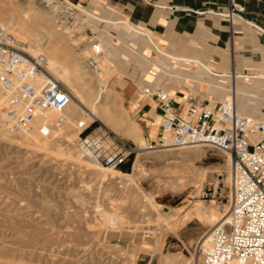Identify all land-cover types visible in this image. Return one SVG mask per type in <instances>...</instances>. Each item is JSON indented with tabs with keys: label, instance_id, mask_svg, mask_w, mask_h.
Returning a JSON list of instances; mask_svg holds the SVG:
<instances>
[{
	"label": "rangeland",
	"instance_id": "374dc122",
	"mask_svg": "<svg viewBox=\"0 0 264 264\" xmlns=\"http://www.w3.org/2000/svg\"><path fill=\"white\" fill-rule=\"evenodd\" d=\"M39 1L0 0V15L12 21L25 5L50 14L56 23L52 29L66 40L46 44L45 51L54 56L57 69H47L44 62V70L69 89L71 100L86 121L81 130L70 131L64 139L35 135L33 138L40 141L36 144L26 135L17 137L8 132L7 137H0V246L4 248L0 264H163V259H168L164 264H192L197 240L211 227L196 209L220 215L229 207L227 154L209 145L140 149L127 171H104L82 158L76 140L93 130L132 140L104 125L56 75L60 74L59 54L68 53L69 60H80V66L86 68L88 38L80 31V16L69 13L71 8L63 11L61 3L54 1L46 11L37 5ZM18 40L25 49L27 44L22 38ZM103 58L99 67L104 73ZM116 73L119 75L120 70L99 75L96 85ZM237 84L248 91L247 95L238 94L241 101L237 109L264 119V78H245ZM116 106L119 109L114 113L125 109L122 101ZM132 142L138 146L143 143ZM114 171L123 174L122 178ZM156 210L173 211V224L158 219ZM28 233L39 242L29 256L27 248L22 250ZM41 236L43 240L38 241Z\"/></svg>",
	"mask_w": 264,
	"mask_h": 264
},
{
	"label": "crops",
	"instance_id": "0c3cea01",
	"mask_svg": "<svg viewBox=\"0 0 264 264\" xmlns=\"http://www.w3.org/2000/svg\"><path fill=\"white\" fill-rule=\"evenodd\" d=\"M67 1L77 7L85 36L103 45L100 72L120 70L104 82L143 142L159 136L161 109L141 86L164 88L181 116L189 102L215 109L232 88L243 114L238 94L248 91L237 80L264 78V0H232L242 7L233 15L230 0Z\"/></svg>",
	"mask_w": 264,
	"mask_h": 264
},
{
	"label": "built area",
	"instance_id": "2783aa9c",
	"mask_svg": "<svg viewBox=\"0 0 264 264\" xmlns=\"http://www.w3.org/2000/svg\"><path fill=\"white\" fill-rule=\"evenodd\" d=\"M54 1L61 3L63 11L71 8L70 14H78L77 7L67 0H49L48 4ZM240 11L242 7L230 0L229 14ZM87 42L84 63L96 73L103 45L94 36ZM0 90L6 95L3 126L17 137L34 130L49 135L53 125L63 123L62 112L72 97L62 82L44 70L43 58L28 53L1 25ZM140 90L161 109L159 136L140 147L93 130L78 136L75 145L79 154L94 165L117 169L140 149L209 145L225 152L230 159L229 207L226 216L197 240V264H264V119L238 113L232 88L213 110L189 102L185 116L175 112L164 88L144 85ZM44 111L56 112L54 120L44 119Z\"/></svg>",
	"mask_w": 264,
	"mask_h": 264
},
{
	"label": "bare ground",
	"instance_id": "6f19581e",
	"mask_svg": "<svg viewBox=\"0 0 264 264\" xmlns=\"http://www.w3.org/2000/svg\"><path fill=\"white\" fill-rule=\"evenodd\" d=\"M37 5L41 9L46 10L48 8V1L47 0H40L37 3ZM0 25L3 26L7 31L10 27L11 28L10 31L13 34V36L16 37V39H17V37L22 38L23 43L27 44L25 49L28 52L32 53L33 55H40L43 58L44 62L46 63L47 69H50L53 71H55V69H57L55 67L54 60H53L54 56L48 54L45 51L46 44H48L50 42L60 44V43H62V41H65L66 38L62 37V34H60L57 31V29H52L56 26V23L53 22L52 18L50 17V14H49V16H47V15H45L44 12L39 13L37 10L33 9L30 5H25L24 8L22 9V11L19 14L14 16L12 21H9L4 16L0 15ZM15 27L16 28L18 27V28L16 29ZM17 30L19 32H17ZM61 50H59V51H61ZM65 51H62V52H65ZM67 54L66 55L65 54L64 55L59 54L57 56V58L59 60L58 68L60 69V72H58V73H60V74H56V73L55 74L59 75V79H61L64 83H66L70 88L73 89L78 100L80 102L86 104L87 106H89V109L91 110L92 114L96 118L99 117L104 125H106L108 128H110L113 131L115 130L116 132H118L123 137H127V138L129 137V138L133 139V141H135V142L142 143L143 142L142 139L139 138L138 135H134V130H133L134 127L133 126H132L133 128L131 127V123L126 116L125 111L123 109H121L119 112L114 113V112H116V109H119V108H116L117 107L116 105L118 103L117 102L118 101L117 96L112 91H109L108 89H106V83L104 82V80H98L97 85H96L95 79L97 80V77L99 75H101V74L103 75V73L100 72V69L98 72L94 73V72L89 71L87 68H82L80 66V60L74 59L75 61L74 60L71 61V60H69V56ZM101 84H102V86H101ZM5 102H6V95L3 91L0 90V137H3V138L7 137L8 136L7 133L9 132L3 126V120L5 118V112H4ZM64 110H66L67 113H63ZM64 110L62 112V114L64 116L63 123L60 125H57V126L53 125L49 131V134L50 135L52 134V136H54L55 138H61V139L63 138L64 139L68 136L70 131H72L74 129H78V128H80L79 130H81V127L85 124V121H86L84 119L83 115L80 113V110L75 106V104L72 100H70L69 104L66 106V108ZM56 114L57 113L54 111L42 112V116L47 121H53ZM115 114H118V115H115ZM61 126H64V127L61 128ZM85 127H83V128H85ZM83 128H82V130H83ZM11 135H13V134H11ZM35 135L42 136L39 133H37L35 130L26 134V136L28 138H31L30 140L33 139V141H35L34 143H36V144L40 143L39 139L38 140L34 139ZM145 143L146 142H143L142 145L141 146L139 145V146L143 147ZM45 144H47V141L45 143L40 144V145H45ZM82 158H84V157H82ZM227 160H228L229 169H230L229 157L227 158ZM96 166H99V165H96ZM133 166H137L136 161H133ZM99 167L101 168L102 166H99ZM102 168H104V171H105V169L109 170V168H105V167H102ZM112 170H115V169H112ZM114 172H116L118 174V178L123 176V174H120L117 171H114ZM111 175H113V174H111ZM130 178H131V176H130ZM196 210L200 212V216L204 220H206L208 223H210L211 226L218 223L227 214V211L220 214V215H216V213L213 210H207V211H204V210L201 211L200 209H196ZM155 215L158 219H160L161 221H164L166 224H173V221H172V216L174 215L173 211H170L168 213H161V212L156 210ZM18 232L23 233L22 230H19ZM148 232H150V231H148ZM38 233H40V232H38ZM26 236H27V234H26ZM42 237L43 236L38 237L36 239L38 241H40ZM42 240H43V238H42ZM32 241H33V238L28 233V237L24 238V245L22 244V246H23L22 250L23 249L25 250V248L28 249V251L25 252L28 256L33 253V250H32L34 248L33 246L34 245L36 246V243L37 244L39 243V242H34V241L32 242ZM10 245H11V243H10ZM41 246L42 245H40V247ZM34 250H35V248H34ZM3 251H4V248L0 246V255L4 254ZM39 257H41V256H39ZM167 260L168 259H163L162 263L164 264L165 262H167ZM198 260H199V258L197 257V255H194L192 264H197ZM24 261L22 260V262H24Z\"/></svg>",
	"mask_w": 264,
	"mask_h": 264
},
{
	"label": "trees",
	"instance_id": "16d2710c",
	"mask_svg": "<svg viewBox=\"0 0 264 264\" xmlns=\"http://www.w3.org/2000/svg\"><path fill=\"white\" fill-rule=\"evenodd\" d=\"M86 131V130H85ZM85 131L83 132V133H85ZM82 133V134H83ZM131 156L128 158V160H127V162L126 163H124V164H122V165H120L119 167H118V169H120V170H122V171H127L128 170V167H129V164H130V162H131Z\"/></svg>",
	"mask_w": 264,
	"mask_h": 264
},
{
	"label": "water",
	"instance_id": "95a60500",
	"mask_svg": "<svg viewBox=\"0 0 264 264\" xmlns=\"http://www.w3.org/2000/svg\"><path fill=\"white\" fill-rule=\"evenodd\" d=\"M227 15H229V14H227ZM261 31L264 33V30L263 29H261Z\"/></svg>",
	"mask_w": 264,
	"mask_h": 264
}]
</instances>
